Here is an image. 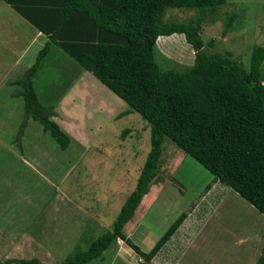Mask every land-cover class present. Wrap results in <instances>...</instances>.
I'll return each instance as SVG.
<instances>
[{
	"label": "rangeland",
	"instance_id": "rangeland-1",
	"mask_svg": "<svg viewBox=\"0 0 264 264\" xmlns=\"http://www.w3.org/2000/svg\"><path fill=\"white\" fill-rule=\"evenodd\" d=\"M3 10L0 3V33L14 34L19 22L30 27L12 10L14 20L8 22ZM204 15L202 37L206 43L214 42L206 51L230 52L249 68L254 47H264V0H227ZM197 16L193 10L169 9L165 20L192 22ZM0 37L4 68L13 62L16 48L11 38L4 39L6 45ZM157 49L156 62L163 69L182 70L194 64L195 51L183 35L160 37ZM80 69L86 74L82 78ZM27 70L15 72L0 86V264L10 259L62 264L113 230L151 149L150 126L138 113L119 118L129 109L123 103L109 123L99 122L100 131L98 126L91 128L90 104L100 106L110 98V90L56 46L35 75L34 88L42 105H61L56 112L62 117L69 112L60 103L68 92L64 88L78 78V86L91 95L88 101L75 103L78 115L61 119L83 134L63 151L39 122L30 119L21 133L25 113L20 82ZM161 161L160 182L151 188L125 232L148 253L182 213L188 218L151 264H257L264 254V216L233 189L214 181L170 139ZM139 261L118 241L89 264Z\"/></svg>",
	"mask_w": 264,
	"mask_h": 264
},
{
	"label": "trees",
	"instance_id": "trees-1",
	"mask_svg": "<svg viewBox=\"0 0 264 264\" xmlns=\"http://www.w3.org/2000/svg\"><path fill=\"white\" fill-rule=\"evenodd\" d=\"M4 1L49 38L20 82L25 113L21 133L32 119L61 150L70 146L71 137L52 119L55 106L42 105L34 88L33 79L53 45L123 100L129 109L119 118L138 113L150 126L151 149L113 230L62 264H89L118 241L140 257L137 264H151L159 255L187 213L175 220L148 253L132 241L125 228L160 182L166 139L264 216V47H254L246 68L230 52H207L206 47L214 42L206 43L202 37L204 12L217 10L227 0ZM169 9L193 10L198 16L192 22H167ZM176 34L193 47L194 64L182 70L163 69L155 58L157 41ZM13 263L46 264L38 259H10L4 264ZM257 264H264V254Z\"/></svg>",
	"mask_w": 264,
	"mask_h": 264
},
{
	"label": "crops",
	"instance_id": "crops-1",
	"mask_svg": "<svg viewBox=\"0 0 264 264\" xmlns=\"http://www.w3.org/2000/svg\"><path fill=\"white\" fill-rule=\"evenodd\" d=\"M0 3H1L2 8L4 9L3 10L4 15H6V13H7L9 16L8 18H7V16H3L4 19L7 18L6 20L8 22L12 21V19L14 20L13 15L11 14L10 10L15 12L13 14H18L20 17H22L24 20H26L20 13L17 12V10H15L10 4H8L4 0H0ZM6 20H5V22H3L5 25L8 24V22ZM28 23H29L30 27L26 29V28H24V25L19 22V24H18L19 28H17L16 32L12 35L0 33V36L1 35L3 36L2 42H4L6 45H8L4 41V39L8 40L9 38H11L12 39V45H13V47L16 48V51L13 53L14 54V59L12 60L13 62L9 63L8 66L7 65L3 66L4 68L0 67V86H1L2 82H5L6 80L11 79L12 78L11 76H13V74H15V72L29 69L30 64L33 63L34 61L36 62L39 52L43 49V47L49 41L48 36L42 34L30 22H28ZM20 41H26V43L23 45H19ZM55 47H56V45H53L51 50H53ZM41 69H42V67H41ZM41 69H40V71H41ZM78 71H79L78 73H80L79 78H82L84 75H86L85 73L82 74V69H80ZM74 80H75V83L70 82L68 88L66 89V92H67V90H68V92H67V95L64 97L63 102H60L67 109L66 111H69L68 115L63 112L62 117L68 118L69 115H71V113L74 116L78 115V110H76L75 106H74L75 103L78 100H81V101H82V99L87 100V97H89L91 95V93L88 95L86 88H82V87L78 86V84H77L78 78H76V79L73 78V81ZM107 92H109L108 95L110 97L107 101L102 100V104L100 106L91 103L90 108H89L90 109L89 113L93 114V117H91L92 119H91V126L90 127L93 128L95 126H98L99 131L101 129L100 127H102V125H100L101 123H99V122H101L103 119H107V120H105V122L109 123L112 120V118L115 116V114L117 113L118 109L123 107L122 104L124 103L123 100L120 99L114 93H112L111 90L107 91ZM119 105H120V107H119ZM60 106L61 105H59V107ZM59 107L57 106L55 108V112H54L55 117H53V118H55L56 123H58L60 125V127L71 137V140L73 141L74 137H77V136L83 134V132L75 131V127L70 126L67 121L61 119L62 118L60 116L61 112L60 113L56 112V109H58ZM58 116H60V117H58ZM82 129L84 130V128H82Z\"/></svg>",
	"mask_w": 264,
	"mask_h": 264
},
{
	"label": "clouds",
	"instance_id": "clouds-1",
	"mask_svg": "<svg viewBox=\"0 0 264 264\" xmlns=\"http://www.w3.org/2000/svg\"><path fill=\"white\" fill-rule=\"evenodd\" d=\"M124 243V242H123Z\"/></svg>",
	"mask_w": 264,
	"mask_h": 264
}]
</instances>
